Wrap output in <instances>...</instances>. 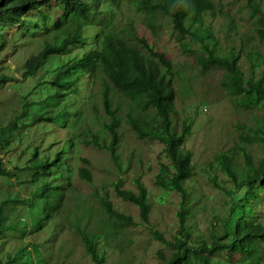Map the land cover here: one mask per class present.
Returning a JSON list of instances; mask_svg holds the SVG:
<instances>
[{"label":"rangeland","instance_id":"374dc122","mask_svg":"<svg viewBox=\"0 0 264 264\" xmlns=\"http://www.w3.org/2000/svg\"><path fill=\"white\" fill-rule=\"evenodd\" d=\"M209 1L214 13L205 15L202 24L187 23V28L201 36L217 56L237 54L245 80L264 78V40L259 34L264 32V0ZM143 4L144 0H118L103 5L85 26L81 44L69 45L60 58L74 56L76 51L100 50L108 38L147 53L136 40L140 38L171 60L178 112L174 126L180 132L184 119L192 122V133L184 146L193 153L194 165L193 176L184 184L189 196L186 224L194 245L200 240L212 241L225 234L229 213V198L215 184L227 190L233 188L215 157L219 153L233 156L238 176L244 179L247 168L239 148L243 145L253 158L254 168L258 167L264 145L243 144L241 138L257 129L264 131V105L238 93L224 69L202 66L197 58L207 54L201 45L179 39L170 18L152 5L145 9ZM64 15L57 2H48L39 10L27 12L20 25L0 27V127L14 122L16 126L13 135L0 145V159L9 172L0 178V205L7 204L0 222V259L24 249L34 261L29 264H94L85 245V237H91L99 252L106 255L105 264H166L163 257L169 259L172 250L153 234L158 232L168 240L176 236L181 197L176 191L154 185L160 164L168 163L163 144L150 136H139L127 122L128 116L136 122H150L153 110H138L104 79L101 71L92 77L73 71L67 79L70 86L62 90L63 97L58 96L53 73L60 61L54 57L35 74L25 73V62L38 53L43 43L62 42L54 24ZM103 82L109 85L112 106L121 120L118 160L108 149L95 144V140L107 144L111 139V118L102 105ZM39 114L53 120L35 121L33 117ZM62 150L65 163L34 183L32 158L51 159ZM82 167L92 172V183L80 179ZM137 178L149 190V223L141 220L134 204L123 201L115 191L117 184L125 190H136ZM41 180L61 182L59 187L64 190L60 207L48 220L42 212V198L31 196ZM239 191L238 202L247 209L246 220L250 224L264 222V186L256 184ZM248 193L253 197H247ZM103 200L131 216L136 225L106 214ZM262 248L264 264V243ZM216 259L228 264H256L259 260L242 255L229 258L227 252Z\"/></svg>","mask_w":264,"mask_h":264},{"label":"trees","instance_id":"16d2710c","mask_svg":"<svg viewBox=\"0 0 264 264\" xmlns=\"http://www.w3.org/2000/svg\"><path fill=\"white\" fill-rule=\"evenodd\" d=\"M118 0H0V27L20 25L22 17L32 9L39 10L48 2H57L65 11L62 19L54 24L55 34L63 37L61 43H43L41 49L24 64L25 73L33 75L51 57L57 58L59 67L53 73V86L58 96L63 97L62 90L70 86L68 76L73 71L88 77L94 76L98 71L104 74V79L111 83L115 89L129 98L136 108L144 113L153 110L150 122H136L128 116L127 122L141 137L150 136L163 144L165 157L168 163L162 162L158 174L155 176L154 185L164 190L176 191L181 197L177 217L179 227L176 236L172 240L164 238L160 233L154 232V237L168 245L172 254L166 260V264H188L196 261L200 264H228L218 255L227 252L229 258L234 255H242L248 259L259 258L256 264L261 263L263 255L262 243H264V222L249 223L246 220L247 209L239 204V195L243 189H250L256 184L264 186V157L257 168H254L253 158L247 149L240 145V151L245 161L247 172L244 179H240L235 168V158L229 153H219L215 157L218 168L233 184L231 190L222 188L217 183L215 186L223 191L229 198V213L225 223V234L214 237L212 241L200 240L196 245L192 243V234L186 224L188 192L184 184L193 176V153L187 150L185 142L192 133V122L184 119L180 132L174 126V118L178 112L175 106L174 67L171 60L161 52H156L145 39L137 38L147 53L118 39L108 38L103 41L100 50L87 52L76 51L74 56L65 53L71 44H81L83 30L91 22L99 9L107 3H116ZM144 8L154 6L161 13L170 18L173 28L182 41L192 40L201 45V50L207 55L199 56L197 61L205 67L217 66L224 69L231 77L230 84L238 93L243 94L248 101L257 100L264 105V78L254 76L245 80V75L239 65V56L232 54L229 58L217 56L214 49L196 33H192L186 26L187 23L202 24L205 15L214 13L213 4L209 0H144ZM253 17L256 15L252 10ZM260 38L264 40V32L260 31ZM1 41V36H0ZM183 46L184 42L182 43ZM252 65V70H254ZM1 81V80H0ZM103 82L102 105L111 118L109 131L110 142L95 144L108 149L112 156L118 160L117 147L119 145L120 117L112 106L109 96V85ZM35 121H51L49 116L35 115ZM15 123V122H14ZM14 123L6 127H0V145L16 129ZM107 127V126H106ZM243 144L261 143L264 145V131L257 129L252 134L241 138ZM64 150L58 152L51 159L44 156L38 159L32 158V165L36 170L32 181L37 183L45 173L53 167H61L64 160ZM8 170L0 159V178L7 177ZM80 179L92 183L93 174L88 168L79 169ZM136 190H125L116 185L117 195L125 202L134 204L140 210V217L145 223H149L151 213L149 190L142 179L134 180ZM214 183V182H213ZM58 184L46 183L41 180L39 187L31 192L32 197L40 196L43 201L42 212L44 219H51L63 199L64 190ZM239 191V192H237ZM247 197H253L248 193ZM103 207L110 217L121 220L128 225H136L131 216L116 211L111 202L103 200ZM7 204L0 205V222L2 211ZM96 240L85 237L86 250L90 254L94 264H105L106 255L99 252ZM162 255V254H161ZM34 263L31 253L24 249L18 250L13 256L8 255L5 260L0 259V264H29ZM237 264V263H233Z\"/></svg>","mask_w":264,"mask_h":264}]
</instances>
